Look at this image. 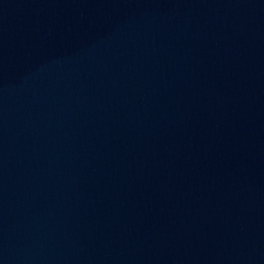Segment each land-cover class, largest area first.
I'll return each instance as SVG.
<instances>
[{
  "label": "water",
  "instance_id": "95a60500",
  "mask_svg": "<svg viewBox=\"0 0 264 264\" xmlns=\"http://www.w3.org/2000/svg\"><path fill=\"white\" fill-rule=\"evenodd\" d=\"M0 264H264V126L105 0H0Z\"/></svg>",
  "mask_w": 264,
  "mask_h": 264
}]
</instances>
